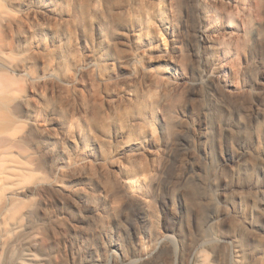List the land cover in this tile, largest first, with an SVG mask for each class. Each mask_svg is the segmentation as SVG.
Here are the masks:
<instances>
[{
  "label": "rangeland",
  "instance_id": "374dc122",
  "mask_svg": "<svg viewBox=\"0 0 264 264\" xmlns=\"http://www.w3.org/2000/svg\"><path fill=\"white\" fill-rule=\"evenodd\" d=\"M62 2L58 21L37 15L34 0H0L13 13L31 6L27 19L44 47L28 59L21 37L29 32H0L17 67L40 75L44 59L62 60L59 80L41 85L0 64L16 81L0 92V137L14 138L0 142V263L34 255L38 264H190L197 253L207 264H235L236 233L249 264H264V233L240 226L255 200L252 168L264 163V0L259 16L250 0ZM84 47L101 67L74 86ZM161 51L183 70L178 92L162 86ZM140 139L141 152L121 156ZM228 208L241 224L218 218ZM28 209L25 228L6 234Z\"/></svg>",
  "mask_w": 264,
  "mask_h": 264
},
{
  "label": "bare ground",
  "instance_id": "6f19581e",
  "mask_svg": "<svg viewBox=\"0 0 264 264\" xmlns=\"http://www.w3.org/2000/svg\"><path fill=\"white\" fill-rule=\"evenodd\" d=\"M9 1L14 2V3L21 2V0H9ZM34 2H35V6H36V8H35L36 14L39 15L42 19H55L58 21L61 20L59 10L64 7L62 0H34ZM262 3H263V0H250V2L248 4V8L251 11H253L257 16H259V15H261V11H262V5H263ZM30 8H31V6L24 5L23 9H22L23 11L18 12V13H13V12L7 10L6 8L0 6V32H2L3 30L9 29V28H16L18 31V34L21 36H23V35H25V33L29 32L25 38L21 37V38L25 39V41H26V45L24 46V54L27 56L28 59H32L35 55L39 54L40 52L44 53V49H43L44 47L42 46L41 42H39L37 37H36L37 36L36 30L39 28L37 26L33 25L32 23H30L27 19V16L29 15V12H30ZM94 12L97 13L99 11L95 10ZM211 15L212 14L205 15L206 21H212V19H213L212 16L214 14L212 16ZM72 18H77V12L76 11H74V13L72 14ZM25 29L27 30L26 32H25ZM167 29L174 31L173 28H171V27H167ZM238 29H239V27H238ZM117 34L121 35L120 33H117ZM208 34H209L208 31L202 32V39L209 41V35ZM51 39L55 44L59 45V47L60 46L62 47V41H61L60 37L53 34L51 36ZM218 40L221 41L220 42V49H221L223 58L228 59V55L231 54V52L226 48V41L222 38H219ZM140 46L143 49L144 53H146V54H148L149 52L153 53V50L151 49V47L149 46V44L146 41L140 43ZM61 47H60V49H61ZM12 51L13 50H12L11 45L9 43H7L0 36V64L4 69H7L8 71L11 70V72L14 75H17L19 77H24L26 80L37 83L39 85L44 84L46 81H58L59 80V78L57 76V67L61 64L62 60H59L58 61L59 65H56V64L51 63V62L47 61L46 59H44L43 64H42V67H43L42 73L40 75H35L29 68L17 67L15 65L14 59L12 56L13 55ZM235 51H236V58L233 60L237 64H239L241 61V51L238 49H236ZM160 56L164 57L165 61L167 62V66L163 70V76L165 78V82L162 84V86L164 89H166L167 91H170L171 93L178 92V90L184 85V82H185L183 70L177 64L173 63L172 58H171V54L166 53L165 51H161ZM228 64L229 63L225 62V61H223V63H222V71H223L225 76L228 73L227 69L225 68L226 66H228ZM100 67H101V63L99 62L97 57H95L93 55V53L90 51V49H88L87 47H84L83 56H81V58L76 60L75 65H74V73H75L76 79L72 82V84L74 86L84 85L83 77L87 74L95 73ZM144 71L146 73H148V72L152 73V69L145 68ZM118 79H119V77H118ZM14 80L15 79L10 78L7 75V73H5V72L0 73V92L1 93H8L11 90L12 86L16 83V81H14ZM228 85L231 88L233 87V86H231V84H228ZM153 86L158 87L159 84H154ZM257 112H258L257 114L260 116L261 114L259 113V111H257ZM41 136H42V139L45 141L50 138L48 133L43 132V131H42ZM0 142L12 143V142H14V138L9 136V135H3L0 137ZM145 143H146V141L144 139H140L138 142H135L134 144L126 145L123 149L124 151L122 152L121 156H128L129 152L133 149H136L139 152H141L144 149ZM115 166L119 169L122 167L121 163L118 161H116ZM247 167L249 168L250 165L249 166L247 165L246 168ZM253 167L254 168H252V166H251L252 170H254V174H255L254 179L255 180H254L253 186H251L252 187L251 189L254 192L255 200L253 202V206L247 205L245 208L246 211L244 210L245 216L247 217L245 223L240 222L241 220L239 221V219L236 216L237 212H235V210L232 211L230 208L227 209L228 212L226 214H223L221 212V210L218 212V214L217 213L216 214H217L218 218H222L223 221L227 220L229 222H232V224H234V225L238 226V224L242 223V225H240V226H242L244 228L245 232H250L249 230H252L254 232V234L259 235V234L264 233V163L259 162ZM57 188L62 189L63 186L57 185ZM236 191H237V189H236ZM236 191H234V192L236 193ZM250 192H252V191H250ZM232 194H233V191H232ZM240 195H241V192H240ZM241 196H243V195H241ZM234 197L235 196H233L232 198H234ZM235 199H234V201H235ZM241 199H242V197H241ZM244 199H245V196H244ZM232 201H233V199H232ZM243 202H244V200H243ZM238 203H240V202H238ZM229 210H231L232 212H229ZM32 213H33L32 209H28L27 211L22 213V216H20V218L17 221H15L11 224L10 230H8L9 227H7L5 233L6 234L10 233L11 229H12V232H19L20 230H23L25 228V224L23 222V219L29 218L32 215ZM241 214L243 215L244 213H241ZM243 217H241V218H243ZM227 221H225V222H227ZM228 224L230 225L231 223H228ZM237 226H235V227H237ZM237 235L238 234H236V233L234 234V240L237 243L236 249L234 248L236 250L235 251V258H236L235 264H249L250 258L248 257L245 242L244 241L240 242ZM240 243H242V245H240ZM5 245H6V243H4V246ZM116 246H117V244L111 245L112 248H114ZM5 248L6 247H4V249ZM28 256H29L28 261H30V262H24V260H23L22 262L18 261L17 263L18 264H38V263H34V262H36L34 255H28ZM205 260L203 259L202 255H199L197 253H193V255L191 256V259H190V264H207L205 262Z\"/></svg>",
  "mask_w": 264,
  "mask_h": 264
}]
</instances>
